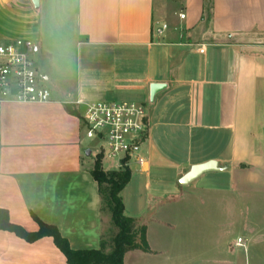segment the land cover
Masks as SVG:
<instances>
[{"label":"crops","instance_id":"1","mask_svg":"<svg viewBox=\"0 0 264 264\" xmlns=\"http://www.w3.org/2000/svg\"><path fill=\"white\" fill-rule=\"evenodd\" d=\"M50 1L37 0L35 8L31 0H0V20H23L19 13L31 11L40 17ZM63 1L51 6L57 25L67 9ZM72 15L70 44L57 43L54 57L45 42L43 48L34 42L36 56L41 52L62 66L61 58L76 44L87 60L104 64L91 71L86 85L71 89L36 66L42 85L51 81V101L1 110L0 209L11 224L34 233L36 218L55 227L73 251L99 249L100 200L84 155L92 152L82 147L83 107L75 105L96 97L111 102L125 95L148 105V129L138 151L146 163L129 166V184L144 181L147 191L157 184L162 189L150 194L153 201L169 194L161 184L170 180L181 188L221 177L232 191L264 197V0H212L209 19L205 0H73ZM163 25L167 29L158 36ZM153 84L164 89L151 101ZM208 162L218 170L179 184L191 167ZM254 243H243L244 252ZM0 264L66 260L50 237L27 243L0 231Z\"/></svg>","mask_w":264,"mask_h":264},{"label":"rangeland","instance_id":"2","mask_svg":"<svg viewBox=\"0 0 264 264\" xmlns=\"http://www.w3.org/2000/svg\"><path fill=\"white\" fill-rule=\"evenodd\" d=\"M61 1L51 0L48 7L41 8L40 17L36 16L35 11L19 13L24 16L23 20L5 16L0 20V44L4 38H28L43 48L45 42L55 57L56 44H70L73 37V0L63 1L67 9L61 14L62 22L58 25L52 22V7ZM34 23L42 28L45 40L40 38L39 33L35 34ZM78 49L76 44L69 48L65 60L57 55L63 61L62 66L59 60H49L40 52L35 57L39 73L54 76L66 89L74 88L79 82L86 85V80L92 77L89 75L91 71L96 72L104 63L90 62L84 50ZM51 85L50 81L46 87L50 89ZM101 99L96 97L87 103L102 102ZM111 101L142 103L125 95L112 98ZM82 147L84 152L91 150L93 154L97 145L83 135ZM96 157L85 156V159L93 165ZM117 162V158L105 159L102 160V167L104 170H113ZM151 185L152 190L147 191L144 181H133L121 196L126 214L143 219L150 249V253L134 251L127 254L125 264H264V260L260 259L264 257V197L232 191L227 186V179L221 177L199 180L195 185L181 188H176L175 182L170 180L161 184L170 189L169 194L153 201L150 194L162 188L156 189L155 183ZM213 185L220 190L213 189ZM249 239L258 243L249 244L245 253L243 243L246 244ZM238 240L242 241L241 246L237 245Z\"/></svg>","mask_w":264,"mask_h":264},{"label":"built area","instance_id":"3","mask_svg":"<svg viewBox=\"0 0 264 264\" xmlns=\"http://www.w3.org/2000/svg\"><path fill=\"white\" fill-rule=\"evenodd\" d=\"M184 19V15H179ZM167 29L157 30L160 36ZM203 54V49H198ZM37 46L26 38L8 40L0 44V112L8 104H45L51 101L50 91L42 85L36 68ZM82 106L85 138L96 145V156L102 160L118 159L119 169L131 164L143 166L146 161L139 155V147L147 132L146 108L137 102L76 101ZM238 240L237 245L241 246Z\"/></svg>","mask_w":264,"mask_h":264},{"label":"trees","instance_id":"4","mask_svg":"<svg viewBox=\"0 0 264 264\" xmlns=\"http://www.w3.org/2000/svg\"><path fill=\"white\" fill-rule=\"evenodd\" d=\"M212 0H205V13L211 17ZM67 112L74 114L69 106ZM90 175L97 184L100 200L102 230L98 250L73 251L68 242L61 237L57 229L46 225L36 218L37 232H26L9 221L8 212L0 209V231L13 233L27 243H34L44 237H50L55 247L61 252L66 264H124L126 254L134 251L150 253L146 241V225L141 218L129 217L121 198V192L131 180L129 168L118 171H104L102 157L97 156Z\"/></svg>","mask_w":264,"mask_h":264},{"label":"water","instance_id":"5","mask_svg":"<svg viewBox=\"0 0 264 264\" xmlns=\"http://www.w3.org/2000/svg\"><path fill=\"white\" fill-rule=\"evenodd\" d=\"M32 4L34 5L35 8H38V2L37 0H31ZM164 89L163 85L160 84H153L150 86V100H153V97L155 96L156 93ZM90 152H86V156H90ZM218 169L216 168V164L214 162H208L205 164L201 165H196L190 168V170L180 178L179 184L181 186H187L194 182L197 178H199L201 175L208 173V172H213L217 171Z\"/></svg>","mask_w":264,"mask_h":264}]
</instances>
